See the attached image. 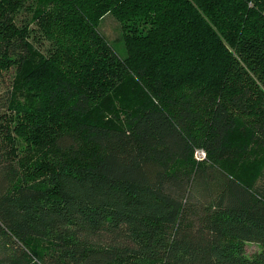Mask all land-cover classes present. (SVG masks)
Segmentation results:
<instances>
[{"label": "trees", "instance_id": "obj_1", "mask_svg": "<svg viewBox=\"0 0 264 264\" xmlns=\"http://www.w3.org/2000/svg\"><path fill=\"white\" fill-rule=\"evenodd\" d=\"M5 77L0 264H264V0H0Z\"/></svg>", "mask_w": 264, "mask_h": 264}, {"label": "rangeland", "instance_id": "obj_2", "mask_svg": "<svg viewBox=\"0 0 264 264\" xmlns=\"http://www.w3.org/2000/svg\"><path fill=\"white\" fill-rule=\"evenodd\" d=\"M98 29L101 30L104 35L108 38V41L110 42L112 48L115 50V52L119 56H123L125 54V48L123 42L121 40H116V37H119L120 35V26L117 21H115L114 17L110 14L105 15L104 18L101 19ZM6 78V77H5ZM8 77L6 80L0 82V94L4 91L6 88ZM258 246L255 243H247L246 244V253L248 255L252 254L257 250Z\"/></svg>", "mask_w": 264, "mask_h": 264}, {"label": "built area", "instance_id": "obj_3", "mask_svg": "<svg viewBox=\"0 0 264 264\" xmlns=\"http://www.w3.org/2000/svg\"><path fill=\"white\" fill-rule=\"evenodd\" d=\"M195 157H196L197 159H201V158H203V157H204V152H203L201 149H197V150L195 151Z\"/></svg>", "mask_w": 264, "mask_h": 264}]
</instances>
